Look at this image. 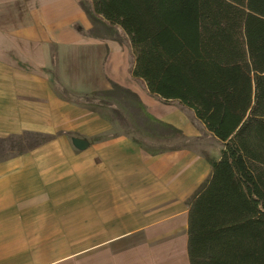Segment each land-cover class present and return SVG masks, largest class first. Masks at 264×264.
I'll use <instances>...</instances> for the list:
<instances>
[{"label":"crops","instance_id":"1","mask_svg":"<svg viewBox=\"0 0 264 264\" xmlns=\"http://www.w3.org/2000/svg\"><path fill=\"white\" fill-rule=\"evenodd\" d=\"M77 2L0 1V140L4 123L6 130L47 125L63 132L46 149L0 159V264H190L187 202L222 144L192 111L196 128L165 118L162 105L137 88L134 56L130 64L129 51L106 28L93 29ZM55 80L85 100L59 97ZM111 83L159 121L156 146L112 131L117 111L108 105L107 117L102 97ZM159 123L196 139L195 146H163L168 128ZM68 133L112 135L74 146Z\"/></svg>","mask_w":264,"mask_h":264},{"label":"trees","instance_id":"2","mask_svg":"<svg viewBox=\"0 0 264 264\" xmlns=\"http://www.w3.org/2000/svg\"><path fill=\"white\" fill-rule=\"evenodd\" d=\"M80 6L93 28L126 35L134 56L130 74L151 97L191 110L222 144L209 177L187 202L190 264H264V0ZM104 93L128 95L144 110L116 84Z\"/></svg>","mask_w":264,"mask_h":264},{"label":"rangeland","instance_id":"3","mask_svg":"<svg viewBox=\"0 0 264 264\" xmlns=\"http://www.w3.org/2000/svg\"><path fill=\"white\" fill-rule=\"evenodd\" d=\"M0 1H4V0H0ZM84 2L86 3L87 0H78L77 2L78 7L83 13L84 11L81 9L80 3H84ZM84 15L86 14L84 13ZM0 19H1L0 28H4V15L3 16L0 15ZM93 29L96 30V27H94ZM109 33L112 37L117 39V42L121 45L122 49H126L129 51L130 64H132L133 53L130 48L126 35L120 29L116 27L112 28L109 31ZM35 48L39 50L40 47H35ZM57 83L58 82L55 80L54 85H55L56 93L58 94L59 97H62L61 89L63 88L61 86L58 87ZM136 83H137V88L139 90H142L146 92V94H148V92L145 89L144 84L141 81L136 79ZM104 92L102 93V97L104 98V104L106 106V108L104 109L105 111L104 114L107 117L110 116L111 118L114 117L113 119H116L112 122V125H111L112 131H114L115 133H123L125 135H128L127 137L138 145H141L144 147H152V148L156 146L155 142L157 140L158 141L160 140L159 137L157 136V132H158L157 130L161 129L158 125L159 121L154 117L153 119L151 117L150 118L147 117L148 115L146 113V110L139 109L136 103L134 102V100L130 98L128 95L126 96L124 94H120L117 96L113 95V97H111L110 95H106ZM70 96L74 100H76L78 103L80 102V104L83 102L82 100H85V97H82V96H75V95H70ZM153 100H156V99L153 98ZM156 101L162 105L160 108L165 118L167 117L170 119L178 120L179 122H180V119L183 120L184 118L187 125L189 126L191 125L193 128H196V126L193 123V117L191 115V110L181 107L176 102L164 103L159 100H156ZM110 104H111V107H113L117 111L118 118L115 115L112 117V115L110 114V110L107 108V106ZM172 109H176V110H172ZM159 111L160 110L158 108H153L152 114L157 115ZM179 116H181V118ZM191 126H190V129H192ZM4 129H5L4 130V142L0 140V159L2 158V156H4V160L10 157H15L17 155L25 153L28 150H33V149H38V148L46 149L48 146L52 144V141L60 139L63 133V132L53 131L47 125L45 127H42V125H40V127H38L37 129L24 128L23 130L18 131V130H11V128L6 130L5 123H4ZM168 130L167 132H165L164 134L165 136L163 137L164 141L167 140V142L163 143V146L166 143L168 145H174V146H176V144H179L185 147L195 146L196 139L185 137L184 135H182L180 131H179L180 133H178L177 131L172 132L170 129ZM152 133H155V135H153ZM111 135L112 134L110 133V134H105L104 136H100L98 138L96 137H93V138L85 137L84 138L75 133H68L67 139L69 140L70 144L74 146H80L83 143L86 144V143L95 142L100 139L108 138ZM180 136L185 137L184 140H181ZM206 136H207L206 134L202 133V136L200 139L203 140L204 142L206 141ZM209 144H211L212 148L217 147V145L212 139L209 140ZM73 149H74V152L76 151V153H79V151H77L78 150L77 148H73Z\"/></svg>","mask_w":264,"mask_h":264}]
</instances>
